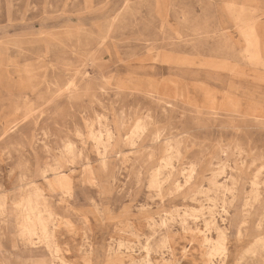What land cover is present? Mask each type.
I'll use <instances>...</instances> for the list:
<instances>
[{
  "label": "rangeland",
  "instance_id": "obj_1",
  "mask_svg": "<svg viewBox=\"0 0 264 264\" xmlns=\"http://www.w3.org/2000/svg\"><path fill=\"white\" fill-rule=\"evenodd\" d=\"M38 188L53 253L19 234ZM220 229L264 264V0H0V264H205Z\"/></svg>",
  "mask_w": 264,
  "mask_h": 264
},
{
  "label": "bare ground",
  "instance_id": "obj_2",
  "mask_svg": "<svg viewBox=\"0 0 264 264\" xmlns=\"http://www.w3.org/2000/svg\"><path fill=\"white\" fill-rule=\"evenodd\" d=\"M145 131H146V127L138 123L135 126L134 134H136L138 137H141L145 133ZM105 132H106L105 133L106 138L103 137V135H104L103 133H99V134L93 133V138H94L95 143H96V149H97L98 155L100 157L101 163H102L103 167L108 168L109 167L108 166L109 165L108 152H109V148L112 144V141L114 139V131H113V129L109 123L106 124ZM132 143L134 144V141ZM66 149L71 154V157H72L71 161H74L75 152H74L73 146L68 144L66 146ZM163 160L165 162L164 166H169L171 164L170 158H167V159L163 158ZM164 166L162 165L160 168H157V170L154 171V173L150 176V182H149L150 187H161V185H162L161 174H162V169L164 168ZM193 170L194 169L189 170V172H186L185 175H188V177H192ZM54 171H55V169H54ZM56 174L57 175L54 177L55 179L50 181V185L52 187L60 188V189H67L68 187L72 186V178L70 175H68L67 173H56ZM44 175H46V174H44ZM254 187L255 188L257 187V182H254ZM208 192H210V191H208ZM198 193L202 194V193H206V192L200 191ZM40 198H41V190L38 188V190L36 189L34 192L26 195L23 198V200L21 202H19V204L17 205V208L19 211V216H20L19 217L20 218L19 234L21 237L27 238L30 241H32L33 237L36 236L38 239V242L45 243V245L53 253L55 251H58V248H56L55 250L52 249L54 246V240H52V238L54 236V232L57 230V229L52 230V228H51V224L54 223V221H55V215L48 209L47 205H44L40 201ZM258 198L259 197H258L257 191H254L253 192V199H251V198L248 199L246 201V205L251 204L252 201H257ZM199 212H196V213H199ZM160 222H162V224L166 225L165 219H162ZM117 228H119V227H117ZM261 241L264 242V240H259V242H261ZM203 242H204V244H208V243L212 244L210 247V250L208 249L209 250V253L207 254L208 259H204L205 264H209L211 262L210 257L214 259L215 255H217L218 257L221 258L220 264H224L228 261V258L230 256L228 254V247H227V243H226L227 242L226 241V234L222 229H220L219 238L216 241H214V243L211 242V239L209 237H206ZM256 244H258V242H256ZM253 246H254V244H253ZM204 247H205V245H204ZM167 263H169V262H167Z\"/></svg>",
  "mask_w": 264,
  "mask_h": 264
}]
</instances>
